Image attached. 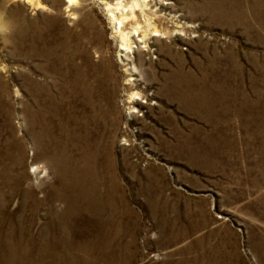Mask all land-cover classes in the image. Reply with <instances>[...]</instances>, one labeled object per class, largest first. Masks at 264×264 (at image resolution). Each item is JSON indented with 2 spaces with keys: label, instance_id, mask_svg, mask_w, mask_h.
Returning a JSON list of instances; mask_svg holds the SVG:
<instances>
[{
  "label": "rangeland",
  "instance_id": "374dc122",
  "mask_svg": "<svg viewBox=\"0 0 264 264\" xmlns=\"http://www.w3.org/2000/svg\"><path fill=\"white\" fill-rule=\"evenodd\" d=\"M161 1L174 4L190 26L152 37L151 48L135 42L150 61L143 68L151 84L140 75L133 80L146 89L133 112L106 0H79L72 7L69 0H46L50 7L39 8L28 0H0V20L23 19L28 34L48 29L70 52L85 49V61L108 76L100 91L111 112L99 133L110 143L108 173L119 184L112 217L124 225L110 230L119 231L114 247L132 239L131 257L113 264H264V0ZM215 2L220 14L206 8ZM7 32L0 29V80L7 83L0 97V153L12 139L14 159L2 160L0 168L21 158L10 172L15 179L19 170L28 171L30 185L35 160L26 109H33L34 97L56 91L63 78L48 60L16 52ZM179 70L190 82L188 105L164 88ZM115 81L111 99L106 92ZM9 209L15 211L14 242H47L46 223L56 220L48 205L32 221L19 194ZM3 219L7 229L12 214Z\"/></svg>",
  "mask_w": 264,
  "mask_h": 264
},
{
  "label": "bare ground",
  "instance_id": "6f19581e",
  "mask_svg": "<svg viewBox=\"0 0 264 264\" xmlns=\"http://www.w3.org/2000/svg\"><path fill=\"white\" fill-rule=\"evenodd\" d=\"M28 1L35 8L49 6L46 0ZM78 1L72 0L68 6L78 5ZM105 3L120 46L118 55L128 73V99L133 103V112L138 108V97L146 91L133 80L140 75L146 79V83L151 84L143 68L147 57L139 42H135H145L151 48L152 37L170 36L178 29L186 31L190 25L176 15L174 4L161 0H106ZM206 8L215 14H220L223 9L217 2ZM50 20H58V17L52 16ZM8 27L10 32L6 29ZM26 28L23 19L12 18L9 25L0 20V29L8 31L16 52L28 58L48 60L52 71L63 80L56 81V91H50L47 97L37 93L40 98L34 97L33 109H26L30 117L28 132L34 141L35 161L30 165L33 167L30 185L25 184L28 171L19 170L15 179L11 175L10 170L23 162L21 158L14 163L8 162L4 171L0 168V176L3 177L0 179V264H58L59 261L53 260L60 259L67 260L66 264L127 261L131 257L127 252L132 239L121 247H114L115 244L119 245L115 242L119 231L112 233L110 230L115 225L122 230L124 225L120 219L112 217V198L119 190V184L108 173L110 143L106 142L105 133H99L111 112L103 103L100 88L101 85L105 93L103 84L108 76L91 60L90 63L85 61V49L70 52L69 45L63 41L59 43L48 29L40 28L37 33L28 34ZM74 57H77V61L73 60ZM0 84V97H3L7 83L0 80ZM118 85V81L112 82L106 92L111 99L117 93ZM164 88L179 95L188 105L191 87L182 71H177L174 80L171 79ZM53 116L62 118L63 122L54 121ZM55 128L59 129L60 135H56ZM12 157L14 159L13 140L9 139L5 152L0 153V162ZM42 159H46V163H42ZM17 194L21 197V204L29 206L33 213L31 221L44 204L55 213L56 220L46 223L47 232H50L47 242L40 247L32 242L21 244L19 240L13 241L15 211L10 210L9 205ZM5 214H12L7 229L1 227L3 221L6 222L3 219ZM59 226L66 229L65 232L52 233ZM79 228L80 231L76 232L75 229Z\"/></svg>",
  "mask_w": 264,
  "mask_h": 264
},
{
  "label": "snow or ice",
  "instance_id": "6c2138e0",
  "mask_svg": "<svg viewBox=\"0 0 264 264\" xmlns=\"http://www.w3.org/2000/svg\"><path fill=\"white\" fill-rule=\"evenodd\" d=\"M69 2H72V0H69Z\"/></svg>",
  "mask_w": 264,
  "mask_h": 264
}]
</instances>
